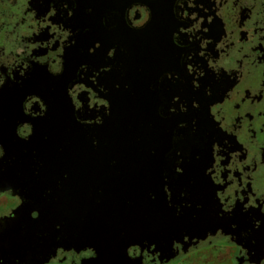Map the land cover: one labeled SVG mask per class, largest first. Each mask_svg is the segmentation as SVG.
<instances>
[{"label": "clouds", "instance_id": "obj_1", "mask_svg": "<svg viewBox=\"0 0 264 264\" xmlns=\"http://www.w3.org/2000/svg\"><path fill=\"white\" fill-rule=\"evenodd\" d=\"M43 4L44 0H40ZM33 0H0V91H3L9 81L23 84L28 78L34 64L46 67L53 77H60L65 72L67 49L77 46V33L64 23H55L54 18L60 14L56 3L49 6V11L44 16L32 8ZM214 5L209 9L200 0H175L173 14L183 25L191 22L189 26H181L173 33V44L180 49L187 48L188 44H198L199 51L181 57V63L186 65L187 73L191 76L193 88L199 92L202 88L201 80L207 79L209 72L217 82L225 78L232 81L231 87L225 90L223 99L209 105L208 112L218 131L226 139L223 143L214 141L211 146L210 166L205 169L204 175L210 179L216 188L215 199L219 202L220 218L233 216L238 206H243V212L259 211L264 216V0H211ZM67 12V18L75 17L74 8L78 4L65 2L61 5ZM89 14L93 9H88ZM201 12L204 15H201ZM214 13V14H212ZM245 16L247 18H245ZM152 9L140 2L133 3L124 13V23L132 31H142L152 22ZM220 20L223 24V35L219 40L211 37V26ZM108 26V20L104 21ZM207 25V26H205ZM45 31L49 39L40 41L36 38ZM243 34H246V38ZM188 38L185 44L182 37ZM103 45L95 43L89 48V55H95ZM40 50H46L43 55H36ZM118 49H109L107 57L115 60ZM197 57L204 63L197 64ZM206 64V68L205 65ZM90 71L88 64H82L77 72L78 80L67 88L77 123L92 127L103 126L104 115L111 116V101L105 98L108 90L100 84V77L104 73H111V66ZM17 73L21 79H17ZM167 79L179 80V74L166 73ZM91 85L95 87L89 86ZM163 82V80L161 81ZM119 89L120 85H116ZM98 89V90H97ZM205 95L211 99L214 92L211 86L205 89ZM87 97L85 104L82 97ZM173 105L169 108L172 115L178 112L188 114L189 107L186 102H181L180 96L172 99ZM87 108L88 112H103L95 119H84L81 115ZM192 108L199 111L201 105L193 100ZM23 113L29 120L21 121L16 125L15 134L18 139L30 142L35 135V125L31 120L47 118L49 107L44 98L38 95H28L22 104ZM164 113L161 112L163 117ZM198 122L192 121V132L198 131ZM180 129L188 128L186 122L179 124ZM231 138L241 146L233 150ZM183 138L176 136L174 143H179ZM94 145L99 141H94ZM8 153L3 144H0V162L5 161ZM175 172L184 175V153L177 151ZM197 159H200L197 156ZM65 175V179H67ZM164 192L170 208L176 209V215L183 214V208H191V204L184 206L173 203V192L169 186L168 176H164ZM5 191L14 193L15 200L7 198L0 200V233L7 222L16 220L17 213L25 205L26 200L15 188ZM189 193L181 192V199H187ZM155 200L156 196L153 195ZM11 205V206H10ZM202 209L203 205H197ZM32 219H40V211L32 212ZM256 231L264 228V220L253 218ZM232 232L226 233L224 228H217L215 233L208 232L206 238L192 237L185 234L183 239H173L172 250L175 256L167 258L158 250L157 244L134 243L127 247L129 260L140 264H256L251 252L239 242L240 237L235 235L238 225H231ZM56 230L62 231L61 225H56ZM252 235L251 230L241 233L245 241ZM60 239V238H58ZM256 240H252L255 245ZM187 246V251L185 247ZM100 259L95 247L66 248L58 245L53 254L44 261V264H92ZM0 264H8V260L0 255ZM15 264H23L21 259H16ZM264 264V259L259 260Z\"/></svg>", "mask_w": 264, "mask_h": 264}, {"label": "flooded vegetation", "instance_id": "obj_2", "mask_svg": "<svg viewBox=\"0 0 264 264\" xmlns=\"http://www.w3.org/2000/svg\"><path fill=\"white\" fill-rule=\"evenodd\" d=\"M65 2L71 5L73 0H44L43 4L40 0H33L32 8L38 12L39 16L46 15L49 6L56 3L60 14L54 18V22L64 23L77 33L75 37L77 46L67 49L65 72L62 76L53 77L46 67L34 64L22 85L9 81L5 89L0 91V144L5 146L8 153L5 161L30 158V155L24 153L28 142L18 139L15 134L16 125L30 119L24 115L22 109L26 96L34 94L42 97V93H67V88L78 80L77 72L82 64L89 65L90 71L87 73L89 77L93 71L111 66L113 71L102 74L99 81L108 90L105 98L109 99L111 104L117 101L118 93L119 95L146 93L152 96L153 103L159 110L165 115L167 113V118L177 116L182 122L188 124L191 131L192 121L198 122V131L194 135L204 151L202 156H199L200 159L196 157V160L200 161L196 164L200 166V169L192 171L188 167L190 170L187 171H192L194 178H187L185 185L181 187L189 193L188 198L183 199L184 204H191L192 207H186L184 217L172 218L165 233H160L158 227L144 228L141 224L136 227L135 232L130 234L110 233L102 236L95 234V229L92 227V233L89 234L90 243L80 245L75 241L86 235L85 233L80 235L75 223L77 219L68 220L64 217V202H31L25 196L26 203L17 213L18 218L8 221L6 229L0 233V255L8 260V264H15L16 259H21L23 264H44L49 255L54 253L55 248L62 244L66 248L76 247L78 250L88 246L95 247L100 259L92 264H140L139 261L129 260L127 247L130 244H143L144 241H148L149 244H157L158 250L163 252L165 257L172 258L175 256L172 250L173 239L182 240L185 234L204 239L208 232L215 233V230L221 227L226 233H230L232 232L231 225L237 224L238 231L235 235L240 237L241 244L256 254L252 258L256 264H259V260L264 259V228L256 231L253 218L264 220V216L257 210L244 213L243 206L240 205L233 216H225L221 219L219 202L215 199L216 188L204 175L205 169L210 166L212 143L217 140L223 143L226 139L225 135L218 131L217 125L213 123L208 107L216 101H221L225 90L231 87L233 82L227 78L217 82L209 72L207 79L200 81L201 90L197 92L193 88V78L188 75L186 65L181 63V57L193 51L198 52L199 46L188 44L187 48L180 49L173 44V33L177 32L181 26L187 27L191 23L182 25L173 14L175 0H75L78 7L74 8L75 17L72 19L67 18V12L61 7ZM136 2L148 5L153 11L152 22L142 31H132L124 23L126 9ZM200 2L209 9L214 7L211 0H200ZM89 8L93 9L91 14L88 12ZM201 15L204 13L201 12ZM105 19L108 20L107 27L104 24ZM223 34V24L218 19L211 26V37L219 40ZM243 35L246 38V34ZM49 38L48 32L45 31L36 39L46 41ZM182 40L185 44L188 43L186 36L182 37ZM96 42H100L103 47L97 50L95 55H89V48L95 47ZM113 47H117L118 52L116 59L110 60L107 53ZM45 52L46 50H40L35 54L43 55ZM196 63L204 62L197 57ZM204 66L206 68V64ZM166 73L179 74L180 79L169 80ZM17 79H21L18 73ZM84 82L95 87L88 81ZM117 84L120 85L119 89L116 87ZM209 86L214 92L211 99L205 95V89ZM175 96H180L181 102L187 103L188 114L178 112L172 115L169 112V108L173 106L179 109V105L172 104ZM82 99L87 104V97L84 96ZM193 100L200 103L199 111L192 108ZM76 115L78 114L75 113V118ZM79 115L82 118L95 119L97 115H104V113L95 111L89 113L85 108V112ZM30 122L35 126L40 125L41 128L47 126V118ZM231 141L234 145L233 150L241 147L236 144L235 138H231ZM5 161L0 162V200L7 198L11 202L16 199L14 193L5 190L15 188L20 193V188H16V180L10 177V174H15V170H10L9 163L6 164ZM181 167L184 168L185 165ZM106 172L125 174L127 171H91L90 173ZM128 172L132 174L133 171ZM138 174L143 173L138 171ZM168 181L170 183V180ZM176 181L179 182L178 179ZM197 205H203V208L200 209ZM44 208H56V218L48 217V214H53L52 211L49 213L47 210H41L40 219L33 220L32 212ZM65 222H71L73 226L68 230L64 227ZM58 224L62 226V231L56 230ZM250 230L252 235L245 241L241 233ZM252 240H256L257 243L253 245ZM185 251H187V246Z\"/></svg>", "mask_w": 264, "mask_h": 264}, {"label": "water", "instance_id": "obj_3", "mask_svg": "<svg viewBox=\"0 0 264 264\" xmlns=\"http://www.w3.org/2000/svg\"><path fill=\"white\" fill-rule=\"evenodd\" d=\"M42 97L49 107L47 126H35V135L24 152L30 158L5 161L15 170L10 177L16 180L19 194L31 202H64V217L77 219L80 235H86L75 241L80 245L90 243L92 227L102 236L130 234L141 224L165 233L171 219L178 217L164 192L165 174L173 203L184 206L180 193L185 190L181 187L187 178H194L192 171L200 169L196 157L204 151L191 129H180L182 121L177 116L167 118L164 113L162 117L146 93H118L111 116L104 115L103 126L92 127L77 123L67 93H42ZM176 136L183 139L174 143ZM94 141H99L98 146ZM177 151L184 153L182 176L175 172L180 159ZM188 167L192 171H187ZM38 210L52 211L48 217L56 218V208ZM186 211L184 207L179 217ZM72 226L64 223L68 230Z\"/></svg>", "mask_w": 264, "mask_h": 264}]
</instances>
